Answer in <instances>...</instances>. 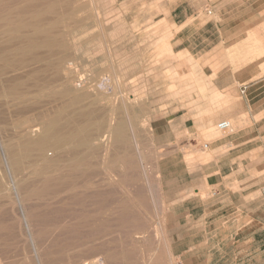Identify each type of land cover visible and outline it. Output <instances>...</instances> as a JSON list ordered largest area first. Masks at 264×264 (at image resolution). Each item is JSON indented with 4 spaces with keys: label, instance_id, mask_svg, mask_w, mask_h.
<instances>
[{
    "label": "rangeland",
    "instance_id": "374dc122",
    "mask_svg": "<svg viewBox=\"0 0 264 264\" xmlns=\"http://www.w3.org/2000/svg\"><path fill=\"white\" fill-rule=\"evenodd\" d=\"M80 2L72 10L82 24L63 26L70 47L59 57L74 61L73 84L80 88L83 75L86 96L73 106L69 96L32 101L45 116L65 108L71 128L86 122L77 116L80 107L95 113L88 121L95 154L81 148L77 175L93 162L99 200L79 193L47 204L15 189L19 178L10 168L13 179L0 194V264H264V119L250 152L216 150L242 122L216 117L241 94L215 87L216 81H257V120L264 117V0H86L77 10ZM51 90L59 87L44 94ZM222 120L232 123L231 133L218 129ZM119 122L123 139L111 133L106 147L98 143L95 137ZM67 149L51 156L67 164ZM1 162L5 168L2 156ZM56 207L69 211L59 219ZM61 224L92 239L67 234L59 241ZM104 233V243L95 239Z\"/></svg>",
    "mask_w": 264,
    "mask_h": 264
},
{
    "label": "bare ground",
    "instance_id": "6f19581e",
    "mask_svg": "<svg viewBox=\"0 0 264 264\" xmlns=\"http://www.w3.org/2000/svg\"><path fill=\"white\" fill-rule=\"evenodd\" d=\"M76 1L78 0H0V194L4 190L2 185H7L12 181L11 178L13 179L10 175L11 168V173H15L16 176L18 175L15 177L19 178L17 183L13 181L15 189L19 185L24 189L25 196L43 198L47 204L50 198L54 201L52 203L57 204L62 203L66 198L69 199L82 193V199H90L92 203H98L95 188L99 184L93 181L96 168L93 162L90 161L87 169L81 171L80 176L77 175V171L80 170L78 167L83 163L80 155L81 148L85 147L90 156L95 154L96 146L90 143L91 134L89 132L90 118L95 113L89 105L84 108L80 107L77 116L86 119V122L71 128L69 120L62 115L65 108L59 111L61 114L54 113L52 116H45L44 111L36 108L37 102L32 101L41 96L55 99L60 96H69L71 106H73L72 104H80L86 96L83 88L87 81L83 75L79 76L82 89L79 88L80 83L73 84L72 74L76 65L74 61L66 59L65 55V57H59L61 52H66L70 47L67 41L69 30H63V26L78 29L82 24V21L74 16L72 10L75 7L73 3ZM84 1L86 2V0L80 2L77 10L85 8ZM52 58L58 60L54 62ZM64 59H66V64H64ZM50 71L52 73L48 75ZM50 86L59 87V90H51L48 94H44V90ZM42 117L39 124L33 121L34 118ZM121 126V122L115 124L111 127L115 129L111 131L108 129L107 133L104 132L102 136L95 137L99 141L96 142H101L102 145L105 142L104 147H106L109 140L105 139H108L111 133L114 134L113 137L116 135L118 139H123ZM84 129L88 130V134L85 138H80L79 135ZM40 130L42 132L34 138L33 134ZM63 147H67V151L72 155L67 164L62 163L59 157L51 156L54 151ZM33 151H38L36 157L32 156ZM1 156L5 168L2 166ZM40 161H45V164L37 168ZM64 166H69L70 170L53 176ZM80 200L76 202L79 203ZM40 204L37 205L38 208H43L42 212L47 211L48 205L41 206ZM36 208L32 209L36 210ZM56 209H58L59 219L69 211L58 207ZM55 212H53L54 215ZM39 214L43 215V213ZM51 214H48L49 217ZM36 215L37 213L33 216ZM39 222L38 225L43 224V221ZM69 228L71 227L61 224L59 241H62V235L67 234H72L75 240L81 242H88L92 239L91 233L84 234L86 238H82L78 232V226L72 230H68ZM102 231L97 230L99 233ZM105 236L104 233L95 239L104 243ZM42 238L45 239V236ZM86 264H97V262L92 261Z\"/></svg>",
    "mask_w": 264,
    "mask_h": 264
},
{
    "label": "crops",
    "instance_id": "0c3cea01",
    "mask_svg": "<svg viewBox=\"0 0 264 264\" xmlns=\"http://www.w3.org/2000/svg\"><path fill=\"white\" fill-rule=\"evenodd\" d=\"M184 40H178V43H182ZM183 50L193 53V49L187 46ZM201 52V51H200ZM198 54V53H193ZM240 83V80H237ZM257 81L248 80V82L240 83V85L236 86L235 81H230L226 85H220L218 81L215 83L216 89L224 95V89H234L239 92L241 95L238 99H234V96L231 97L234 99L228 105V107L222 108L218 110L216 117L219 119H225L224 117L227 115H231V117L236 122H242V126L240 130L235 133L232 132V135L229 139H224L220 144L218 143L216 146V150L222 151L223 148L226 146L228 147L227 151L229 155L232 153H239V152H250L251 147H254L256 144L257 134H256V126L257 121H261L264 117L257 120V111H256V95L255 89L257 88ZM222 95V98H223ZM210 120V118H207ZM195 127V126H192ZM197 134V132H194ZM226 149V148H225ZM225 153V152H223ZM220 161L224 163V158L221 156L217 160V165L215 166L217 169L222 168L223 163L220 165ZM231 163L233 161H230ZM229 163V162H226ZM226 165V164H225ZM227 167L231 168H239V164L236 166L234 164L226 165ZM218 173V172H217Z\"/></svg>",
    "mask_w": 264,
    "mask_h": 264
},
{
    "label": "built area",
    "instance_id": "2783aa9c",
    "mask_svg": "<svg viewBox=\"0 0 264 264\" xmlns=\"http://www.w3.org/2000/svg\"><path fill=\"white\" fill-rule=\"evenodd\" d=\"M218 129L225 134L232 132V123L229 120H222L217 124ZM260 196L264 199V186L260 188Z\"/></svg>",
    "mask_w": 264,
    "mask_h": 264
}]
</instances>
